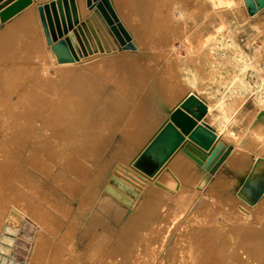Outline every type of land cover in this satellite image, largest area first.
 <instances>
[{
  "label": "bare ground",
  "instance_id": "1",
  "mask_svg": "<svg viewBox=\"0 0 264 264\" xmlns=\"http://www.w3.org/2000/svg\"><path fill=\"white\" fill-rule=\"evenodd\" d=\"M110 1L117 17L127 32L129 29L133 35L140 53L148 51L147 47L148 43H150L148 35L150 33H154V37L156 38L154 43L156 46L163 43L166 44L164 46L165 48L172 47L169 42L172 40L174 31H177L178 27L173 23H169L168 21L170 20H166L164 18V12L161 11L163 8L161 5H164L168 0H148L149 6H144L143 12L147 15L146 18H150L148 22L150 21L151 23L152 20L153 24L155 23L154 28L153 25L149 24L146 26L143 20L135 18L133 15L135 9L132 7L133 0H113L115 7L112 0ZM191 1L193 2L191 5L193 7L196 3H202L203 0ZM43 3L44 1L35 6L28 4L29 6H25L20 10L19 13L21 14L15 21L7 23L4 29L0 31V43L5 48L8 49L13 45L9 39L10 35L13 31L19 30L21 32V38L18 44L21 43L22 47H30L38 53L36 58L31 60L28 58L27 61H22L17 64L14 67L15 69L13 67L11 68V66L10 68L6 66L4 69L0 67L2 69L0 70V132L7 130V125H10L12 119L10 103L7 99L8 93L5 92H7L9 86H12V88H14L15 84L17 86L23 77H28L27 80L29 83H27V89L25 90L26 97H24L25 102L31 104L30 112L39 113L38 109H42L45 103L46 107H49L51 103L56 107L61 102L63 103V95L66 93L65 89L63 90V87H61L58 90H50L47 86L49 84L51 85L49 83L50 77L45 76L42 72V69H45L47 65L41 64L42 69L36 71L34 69V59L40 62L42 59L49 58L51 63L49 62L48 64H51L54 70H52V74L54 76L62 74L65 77L64 81L67 83L66 90L70 94L73 93L75 82L77 83L80 80L79 77H81L80 74L76 73L77 71L88 72L92 70L95 73L98 72L101 80L93 82V85L89 86L91 90L86 94L88 95L86 103L92 99L100 102L95 111L97 116L98 114H102L104 110L106 111L102 105L103 101L109 102L114 96V92L112 91L106 95L103 93V80L111 76L110 72H116L118 69L116 66L118 65L133 64V66L139 68V65L143 63L140 55L137 53L132 54L125 49L95 55L86 59L79 57L77 60L73 59L71 61L59 62L54 51H47L45 47L47 45L50 49L51 45L47 43L38 11V6ZM75 5L79 18L87 12H95V7H91L88 4V0H75ZM172 5L177 6V3L176 5L172 3ZM239 6L242 7V10L238 9ZM150 7L152 8V14H150ZM259 10L254 14H249L244 0H224L218 13L227 16L223 20V27H228L229 31L233 34L241 33L246 37L245 43L247 45L256 43L254 50L260 57H264V15L258 14ZM183 15L181 14L177 19H185V17L188 18L190 16L189 13ZM171 21L173 20L171 19ZM159 23L161 25L169 23V25H165V28L162 30L163 26H159ZM164 35H166L167 39L164 38ZM182 36L187 38V49L185 54L178 57L176 61L180 69L179 79L181 80L183 92L190 90L189 94H194L205 104L206 112L202 120L213 127L217 142L223 143L226 148L230 146L222 162L228 161L238 170L246 171L249 169V173L256 164L255 171L260 163H264V160H259L256 163L258 158H264V154L260 152L249 155L247 152L249 148L246 147H243V152L237 153L236 150L240 147L242 141L245 143L248 140L249 142V138H252L255 144H259L264 139V121L255 120L254 114H249L247 111H239L238 118H235L237 120L245 118L242 139L237 142L234 141L233 143L220 141L222 133L228 130L226 125L237 114L236 112H238L245 100L250 96L251 91L249 85L244 81L239 70L233 72L237 67H233L229 71V67L224 65V61H219L211 55L210 51L214 46L221 45L223 42L219 43L196 34L189 38L185 32H182ZM230 47L237 49L239 44H232ZM148 53V57L146 58L149 61L157 63V65L161 59H164V56L160 57L153 52ZM2 59L6 61L7 57L5 56ZM62 71L65 72L64 74L66 76L63 75ZM74 75H79L77 80H71L70 77ZM141 80L140 73L137 84L131 88L129 84L131 79L127 78L126 80L125 77L117 76V81H119L118 85L121 87L119 89L123 91L128 90L129 92L127 93L130 98L133 100L137 99L138 103L134 105L132 103L126 104L123 113L132 110V114L128 119L126 118L127 120L117 119V115L112 116L113 108H109L110 114L108 113L105 116L107 119L104 118L106 123H101V126L106 129L98 134L100 136L99 141L94 136L90 138L91 141H94L95 148L91 155L81 157L84 161L75 159V151L79 153L80 149H77L78 144L81 143V145H84L88 143L89 137L86 135L78 137L77 133L79 131L76 132L78 127H76V131L74 132L76 136L66 138L62 136L59 140H53L55 157L59 161L64 158V150L70 145L75 146L73 151L69 152V163L67 167L69 170L74 169V174L77 178L84 181L85 184L84 190L78 195L77 207L74 211L71 210L68 205L56 197L53 193L52 186L50 189L48 188L44 191V188L40 184L31 183V185H28L27 188H24L25 192H28V195L19 193L13 196L12 207L4 217L6 222L11 224L4 226V231L0 238V248L8 249L7 253L0 252V259L7 261L6 256L9 254L12 245L9 246L3 241L5 238L14 241V236L18 231L17 224H19L21 216L28 213L40 227L33 239L28 264L54 263L55 261L53 260L44 259V255L48 249H50V253L53 255H59L61 253V250L58 248L59 246H50L51 239L48 234L49 231L52 234L61 232L59 238L60 244L66 245L70 255L76 258L75 261L72 259V264H118L121 262L123 264H148L152 261L155 247L151 245L160 242L161 238L150 237V233L147 234L148 232L146 231H152L151 234H153L159 230L157 226H150L152 223L151 218L158 212V205L168 198L176 200L175 204L178 209L175 211L176 213L173 215L174 219L171 222L175 225L180 220L177 215L180 213L179 217L182 216L181 213L183 212L180 211L182 209L185 210L184 207L189 206L185 205L183 207V200L188 195L195 197L194 194L196 192L194 194L193 192L200 188L204 178L200 170L202 169V165H198L194 159L180 148L160 166L153 177H148L145 182H142L139 177L132 173L136 179L134 181L135 186L125 184L121 179V175L126 170L119 166V164L134 170L142 176L139 170L132 167L133 161L160 129L169 117L170 112L189 95L187 94L175 105L173 98L167 95V90L162 88L163 81H159L153 93V103L151 105L149 104L147 108L146 105L142 104ZM34 94L37 98L33 100ZM86 95L83 102H85ZM255 96L254 102L260 105ZM79 99L81 100L80 95ZM167 108H170L169 112L166 111ZM115 133H118L120 138L113 144L109 158L100 165H97L100 153L110 144ZM124 141H130L132 143L131 147L133 148L128 155L125 152L126 146L122 143ZM134 151L135 153H133ZM180 151L183 154H180ZM117 166H119L118 168L120 170L118 169L116 172L118 174H115L113 171ZM49 167L46 169L44 175L49 174L51 170V167ZM91 170L93 171L92 175L90 174ZM203 171L205 172V170ZM110 177L113 178V181H110ZM181 179L185 180V185L181 184ZM140 182L141 184H138ZM53 184L55 187L59 186L62 192L68 193L71 196L76 195V190L71 185L65 186V184H62V176L60 175L54 177ZM222 189L224 188L222 187ZM227 191L229 192V190ZM230 195H232L231 202L226 208L231 214H247L251 204L239 193H232ZM34 200H36L35 203ZM129 200L131 204H129ZM182 202L183 204H181ZM168 216L169 211L167 209V213L162 216V220H165ZM192 218L194 222L199 221L201 223L204 221V219L200 220L196 212L193 213ZM77 230H82V232L89 235L87 246L82 251H77L75 244L68 240L69 236ZM140 230L144 231L139 233ZM196 231L194 233L184 231V233L181 232L178 234L181 239H179L180 241L178 243L176 242L177 244L175 243V248L169 260L172 261L171 264H220L227 258V251L223 250L226 245L224 246L222 244L223 247L221 246V249L220 242H216L212 236L213 232L211 234L209 232L210 230L208 231L205 227H199ZM137 237L138 241L139 239L142 241L144 239L146 243L143 244L142 249H136L132 252L130 251L131 247L136 245L135 243L133 244V240H136ZM129 252H132V254ZM125 254H128V256ZM59 262L58 264H60ZM9 264L16 263L9 262ZM239 264H248V261H239Z\"/></svg>",
  "mask_w": 264,
  "mask_h": 264
},
{
  "label": "rangeland",
  "instance_id": "2",
  "mask_svg": "<svg viewBox=\"0 0 264 264\" xmlns=\"http://www.w3.org/2000/svg\"><path fill=\"white\" fill-rule=\"evenodd\" d=\"M33 1L34 3L38 2V5L42 3L40 1L43 0ZM46 2L47 0L44 1V3ZM180 3V6L175 7L169 1H166L164 5H161V7H163L161 11L164 12V18L166 20L169 18L173 19L174 14L180 16L181 14L185 15L186 13H189L190 16L188 18L185 17V19L179 20L180 24L177 26L178 28L180 27L181 32H185L189 38L196 34L205 37L206 39L215 40L219 43L223 42L221 45L218 44L214 46L210 51L211 55L219 61H224V65L229 67V71L231 68L237 67L233 72L239 70L244 81L250 87V96L246 99V102L240 107L238 112H236L237 114H235L226 125L228 130L221 135V140L227 143L240 141L243 137V125H241L242 123H240V119H236L238 118L239 113L245 108H253L255 95L259 104H264V57H260L254 50L256 43L247 45L245 43V36L241 33L233 34L229 31L228 27H223V20H225L227 16L218 13L222 7V3L218 4L215 0H203L202 3H196L193 7L191 6L193 2H190L189 0H181ZM147 5L149 6L148 0H143L142 3L141 0L137 1V7L135 6L136 10L133 13L135 18L141 20L146 19V21L150 19L146 18L147 15L143 12L144 6L146 7ZM238 9L242 10V7L239 6ZM149 10L150 14H152L151 7ZM258 14L264 15V9L259 10ZM78 19L80 22L79 17ZM95 22L98 27V33L103 49L99 50L95 45V40L89 37L88 41L91 43L90 46L92 52L85 50V55L82 56V59L123 49L120 47L117 39L103 19L101 20L96 17ZM80 24L84 31H86V25H83L82 23ZM145 24L146 26L151 24L153 25V28L155 27V23L153 24L152 20L151 23L145 22ZM167 24L169 25V23L162 25L159 23V26H163V30L165 28L164 26ZM129 33L131 32L129 31ZM131 42L138 49L135 39H131ZM174 43L175 46H177L176 49L181 51L182 55H184V49L186 48L185 43H187V40H182L181 43L178 40H175ZM237 43L239 44L237 49L230 47V45ZM81 46L84 48L82 44ZM125 50L131 51V49ZM131 53L133 54L132 51ZM137 53L141 54L140 52ZM174 57H178V55L174 56L171 54V58ZM178 66L177 61L175 63L173 61L168 63V66L166 67L168 69L165 72L163 81L166 85H174L179 82V76L177 73L180 69ZM53 71L48 73V77H50L49 83H51V85L49 84L47 86L50 90H58L63 87V90L65 89L66 91L63 95V103L61 102L57 107L53 103H51L49 107H46L45 103L42 109H38L39 113L30 112L31 104L25 102V90L27 89L25 83H29L27 80L28 77H23L22 80L18 82V84H22L20 89L12 88V86H9L8 90L6 88L7 92L5 93H8L7 99L10 103L9 106L12 112V119L10 125H7V130L5 132H0V238L3 234L4 226L6 224H11L7 223L4 217L12 207V197L19 193L27 196L28 192H25L24 188H27L31 183L40 184L42 188H44V191L48 188L50 189L52 186L53 193L56 197L61 199L64 204L68 205L71 210L74 211L76 209L78 195L84 190L85 184L84 181L77 178L74 174V169L69 170L67 167V164L69 163V152L73 151L75 146L70 145L64 150V158L67 159L63 158L59 161L55 157L53 140H59L62 136L65 138L76 136L74 132L76 131V127H78L76 131H79L77 133L78 137L83 135L89 137L88 143L84 145H81V143L78 144L77 149H80V154L75 151V159L84 161L81 157L91 155L95 148V143L93 140L91 141L90 138L94 136V138L99 141L100 136L98 134L106 129L101 126V123H106L104 118H106L105 116H107L108 113L110 114V107L113 108L112 116L117 115V119H128L132 114L123 113L127 102L129 103L131 99L127 93L129 91L119 89L121 87L118 85L119 81H117V76H122V78L125 77L127 80L126 72H110L111 76L103 80V93L106 95L108 92L112 91L114 92V96L111 101H107L108 103L103 101V108H105L107 112L104 110L102 114H98L97 116L95 111L100 102L92 99L86 103V100L88 99V95L86 94L91 90V87L89 86H92L93 82L101 80L99 73H95L92 70L88 72L77 71L76 73L80 74L81 77H79L80 80L77 83L75 82L73 93L70 94L67 93L66 90L67 83L64 81L65 77H63L62 74L54 76V74H52ZM62 72L63 75L66 76L64 74L65 72ZM78 76L79 75H74L70 78L71 80H77ZM130 76L132 77V73ZM16 90H18V98L14 101L11 96ZM79 95L81 96V100L79 99ZM85 95V102H83ZM33 96V100L34 98H37L35 94ZM144 105L148 108L149 103ZM115 111H117V113H115ZM119 138L118 133L113 135L110 144L100 153L97 165H100L103 161L109 158L113 144ZM122 143L126 146L125 152L128 155L133 148L131 147L132 143L130 141H124ZM243 147L249 148L247 151L249 155L260 152L264 154V146H261V144H255L252 138H249V142L248 140L245 143L242 141L236 152H243ZM133 153H135V151ZM138 165L145 171L151 168L153 163L147 157H143ZM48 167L51 170L48 175H44ZM92 173L93 171L91 170L90 174L92 175ZM248 173L249 169L246 171L238 170L230 162H226L222 166L219 165V167H217L212 173L211 178L207 180L204 179L200 188L194 190L193 194L196 192L194 194L195 197L191 194L192 196L188 195L185 199L187 200L189 198L190 202L192 201L191 203L187 200L186 202L189 203L187 204L185 200H183L184 204L182 202V206H189H186L187 208L184 207L185 210L182 209L180 211L183 212L181 213L182 216L179 217L180 213H177V217L180 220L176 217L178 221L175 225L171 222L174 219L173 215L176 213L175 211L178 209L175 204L176 200L168 198L159 204L157 207L158 212H156L151 218L152 223L150 224L151 227H159V230L153 234H151L152 231L149 230L146 232H148L147 234L150 233V237L161 239L160 242L151 245L155 247L153 250L154 256L152 261L148 264H171L172 261H169L171 259V254L173 253L175 245L180 241L179 239H181L178 234L181 232L184 233V231L194 233L197 232L196 229L199 227L207 228L208 231L210 230L209 232H211V234L213 232L212 236L215 238L216 242H220V248L221 246L223 247V245H226L223 250L227 251V258L220 264H239V261H248V264H264V190L259 197L250 203V209L245 215H232L226 208L231 202L232 195L230 194L240 193L241 195H244L241 188L249 176ZM56 175L62 176V184H65V186L71 185V187L76 190L75 193L77 196H71L68 193L62 192L59 186L55 187L53 179ZM256 178H259L260 184L264 183V165H258L253 174L248 178V181ZM19 186H23V188L21 189ZM222 187L229 190V192L222 189ZM36 200L39 201L38 199ZM36 200H34V203ZM167 209L169 211V216L165 220H162V216L167 213ZM195 212L200 220L204 219L203 222L200 223L199 221H193L194 219L192 217ZM39 229L40 227L30 214L26 213L21 216L20 222L17 224L18 231L14 236V243L12 244L9 254L6 256L8 264L9 262L28 264L33 239ZM141 231L144 230H140L139 233H141ZM49 232L48 234L51 239L50 246H59L58 248L61 250V253L59 255H53L50 253V249H48L44 255V259L55 261L54 263L50 262V264H58L59 260H61L59 262L60 264H72V261H75L76 258L75 256L70 255L66 245L60 244L61 242H59V238L61 232L56 234H52L51 232L50 234ZM68 240L75 244L77 251H82L87 246L89 235L80 230L69 236ZM134 243L136 245L131 247L130 251L132 252L136 249H142L143 244L146 242L144 239L143 241L141 239L138 241L137 237L136 240H133V244ZM158 243L162 244L159 246ZM132 252L129 253L132 254ZM126 256H128V254ZM118 264H123V262Z\"/></svg>",
  "mask_w": 264,
  "mask_h": 264
},
{
  "label": "water",
  "instance_id": "3",
  "mask_svg": "<svg viewBox=\"0 0 264 264\" xmlns=\"http://www.w3.org/2000/svg\"><path fill=\"white\" fill-rule=\"evenodd\" d=\"M31 1L13 0L0 10V20L3 21L19 12ZM244 2L249 14H254L264 7V0H244ZM88 4L95 7V12L102 17L121 48L135 49L129 33L117 17L110 0H88ZM38 11L47 43L51 45L58 61L77 60L85 55V50L92 52L88 38L78 19L75 0H50L39 5ZM205 112L206 106L198 97L194 94L187 95L170 112L169 117L160 129L133 161L132 167L139 170L142 176L134 170L119 164L126 170L121 175L123 182L135 186L134 181L136 179L133 175L145 182L148 177H153L160 166L180 148L194 159L198 165H202V169L207 174H212L223 161L230 146L226 148L223 143L216 141L213 127L202 120ZM143 157H147L155 165L152 171L146 172L139 167L138 163ZM259 160H264V158H258L256 163ZM119 166L113 171L115 174H118L116 172ZM254 168L250 171L241 188L244 193L242 197L249 203L259 197L264 190V183L260 184L259 178L248 181V178L254 172ZM110 181H113L112 177H110ZM138 184H141V182ZM128 202L131 204L130 200Z\"/></svg>",
  "mask_w": 264,
  "mask_h": 264
},
{
  "label": "crops",
  "instance_id": "4",
  "mask_svg": "<svg viewBox=\"0 0 264 264\" xmlns=\"http://www.w3.org/2000/svg\"><path fill=\"white\" fill-rule=\"evenodd\" d=\"M12 1L13 0H0V10L3 7H5L6 5L10 4ZM43 1H46V0H43ZM43 1H40V2H43ZM137 1H140V0H133L132 7L134 9H135V6L137 7ZM142 1L143 0H141V3H142ZM168 1L170 3H173L174 5H176V3H177V6H180L179 4H181L180 3L181 0H168ZM189 1L192 2L191 0H189ZM215 1H217L218 4L224 2V0H215ZM37 3H34V1L32 0L29 5L35 6V5H37ZM29 5H27V6H29ZM19 12H17V13H19ZM90 12H91V14H90ZM90 12H87L86 14H84L83 16L80 17V23H82L83 25H86L85 29L87 32L86 31H84V32H85L88 40H89V37L94 39L96 47L99 50L100 49L102 50L103 45L101 43V39H100L99 33H98V27H97L96 22H95L96 17L100 18L101 20H102V17L100 15H97V13H95L93 11H90ZM17 13L13 14L12 16L6 18L3 21L0 20V31L4 29V27L7 23H10L11 21H15L19 17V15L21 13H19L18 15H17ZM142 17H143V15H142ZM177 18H179V16L177 14H174L173 19H172L173 21H171V19L169 18L170 21H168V22L173 23L177 26L178 24H180V22H179L180 19L178 20ZM144 20L145 19H143L144 24H145V22H148V21H144ZM148 23H150V21ZM129 34L131 36V39L134 40L133 35L131 33H129ZM20 38H21V32L19 30H17V31L15 30L12 32V34L10 35V38H9L10 42L13 43V45H11V47H9L7 49L4 47L3 44L0 43V58H1L0 59V67L1 68L4 69L6 66H8L9 68H10V66H11V68L12 67L14 68V67H16L17 64L21 63L22 61H27L28 58H30V60H31V59L37 57L38 53L35 52L32 48H30V47L28 48L27 46L22 47L21 43L18 44V41L20 40ZM164 38L167 39L166 35H164ZM148 39L150 41V43H148V47H147L148 51H143V52H141V54H139V53H137L139 51L136 47H135V49H131V51L133 53L137 51L136 53L142 57L143 63H141V65H139V68L137 66H133V64H124V65L116 66L118 68L117 71L126 72L127 78L131 79L130 83L128 81V83L131 85V88L135 87V85L138 82L139 74L141 73L142 97H143L142 104L153 103V100H154L153 93H154L155 87L157 85V82L164 81L165 72L167 69L166 67L168 66V63L171 61H173L175 63L177 58L182 56L181 51H178L176 49L177 46H175L174 41L178 40L181 43L182 40L183 41L187 40V38H184L182 36V32H181L180 27L177 29V31H174V35L172 37V40L169 42V44L172 45V47L165 48L164 46H166V44H163V43L156 46L154 43V41L156 39L154 37V33H150L148 35ZM185 45H187V43H185ZM45 47H46L47 51H50V52L52 51V49L51 48L49 49V47L47 45ZM97 48H95V49H97ZM186 49L187 48L184 49V52H186ZM93 51H94V49H93ZM131 51H129V52H131ZM147 52H149V53L153 52L154 54H157L160 57L164 56V59H161V61L157 65V63L149 61V59L146 58V57H148ZM171 54H173L174 56L178 55V57L171 58ZM5 56L7 57L6 61L8 62V64L5 60L3 61V59H2ZM50 61L51 60L49 58L42 59V60H40V62H38L36 59H34V62H35L34 69H36V71H39L40 69H42L41 64L47 65V67L45 69H42V72L45 76H48V73L52 71V65L48 64ZM11 64H13V65H11ZM112 66H114V65H112ZM1 68H0V70H2ZM129 68H132V69H129ZM131 73H132V77L130 76ZM177 74L179 76V71ZM25 85H27V83H25ZM21 87H22L21 83L17 84V86H16V84L14 85V88H16V89H18V88L20 89ZM162 88L167 90L166 91L167 95L169 97L173 98V102L175 103V105H177V103H179L181 101V99H183L187 94L190 93V90L183 92V87H182V84L180 82V79H179V82L174 84V85H166L165 82H163ZM11 97H12V100L16 101V99L18 98V90H16L12 94ZM245 102H246V100H245ZM129 103L137 104L138 100L137 99H134V100L131 99V101ZM244 103H243V105H244ZM253 104H254L253 108L252 107L251 108H245L243 110V112L247 111L249 114H254L255 120L264 121V104L263 105H257L254 101H253ZM166 111L169 112L170 108H167ZM126 113H132V110H128ZM241 119H243V120L240 123H242V125H243L245 118H241ZM241 119H240V121H241ZM220 141L224 142L223 140H221V136H220ZM259 144H261V146L262 145L264 146V139L262 141H260ZM180 154H183V153L180 151ZM188 160L190 161V159H188ZM226 162H228V161L222 162V164H220V166H222ZM259 165H264V163H260ZM154 166L155 165L153 164L151 166V168H149L148 170H145V171L146 172L152 171ZM200 170H201V173L203 174V178L205 180L211 178L212 174H207L202 169H200ZM184 182H185V180L181 179V184L185 185L186 183H184ZM122 187H123V185H122ZM77 231H80V230H77Z\"/></svg>",
  "mask_w": 264,
  "mask_h": 264
},
{
  "label": "clouds",
  "instance_id": "5",
  "mask_svg": "<svg viewBox=\"0 0 264 264\" xmlns=\"http://www.w3.org/2000/svg\"><path fill=\"white\" fill-rule=\"evenodd\" d=\"M3 242L8 244L9 246H11L14 243L13 240L7 239V238H5ZM7 251H8V249L0 248V252L7 253ZM0 264H8V262L6 260L0 259Z\"/></svg>",
  "mask_w": 264,
  "mask_h": 264
}]
</instances>
